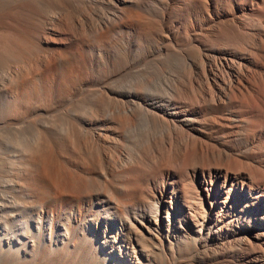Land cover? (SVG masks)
Returning <instances> with one entry per match:
<instances>
[{
    "label": "bare ground",
    "instance_id": "obj_1",
    "mask_svg": "<svg viewBox=\"0 0 264 264\" xmlns=\"http://www.w3.org/2000/svg\"><path fill=\"white\" fill-rule=\"evenodd\" d=\"M32 1L44 4L48 0ZM134 1L138 7H141L142 4L138 5L141 0ZM69 2L66 1V3ZM96 2L99 5H109L107 14L95 13L97 21H94L91 29H94L96 34L102 36L108 27L113 28L112 30L116 28L129 29V23L135 18L130 21L134 15H129L132 13L131 10L130 12L125 10L129 6L124 7L126 0H87L86 3L90 4L86 6L82 3L84 10L77 19L73 20L77 26L79 24L88 25L90 16L86 10H89L88 7L92 8ZM55 8L56 11H53L56 14L52 11L53 15H48L45 19L43 18L44 21L39 23L43 25L42 27L45 26V34L33 33L30 36L36 43L46 39V32L55 30L52 23H55L63 13L61 8L59 10L58 5ZM255 8L264 20V0H251L249 4L242 5L238 10L252 12ZM139 9L141 10V8ZM145 9L147 10L146 7ZM167 9V6L164 7L160 14L166 30V38L176 44L179 50H182V55L190 61V77L186 80L169 78L163 83H151L145 88V91H141L139 85L131 79L128 82H123L119 89L108 86L111 81H123L126 76L131 75L130 71L133 64L129 62V58L133 54L131 47L133 41L128 34V37L124 39L126 43L123 53L124 59L120 56H116V59L114 54L109 53L106 63L107 70L98 74L97 77L91 76L81 89V94L87 99L91 97L92 92H94L93 89H96L110 98L113 96L121 104H115L109 112L110 108L108 110L106 106L103 107L101 103L95 102L92 104L94 113L86 112L74 120L76 124L85 128L84 130L89 136L87 143L79 141L77 136L79 134L75 128L71 132L78 142L74 144L79 148L78 153L81 155L73 167L85 172L84 156L88 154L89 150L97 149L101 164L103 163L105 166V172L101 175L102 183L118 194V205L120 204L127 212L130 209L127 204L129 202L125 201L126 197L131 195L132 198V194H143L144 190L141 187L136 190L135 187L133 189L126 179L128 176L125 174L128 170L141 169L142 166L140 165L149 166L147 167L150 170L149 181L153 186L152 196L157 198L158 207L156 216L154 215L155 218L147 213H144L142 218L147 221L153 219L154 222L159 221L158 218L160 221L164 219L169 229L167 233L158 236L147 229L149 234L155 237L151 244H147V241L145 243L127 241L123 232L117 233L115 237V229H111L112 231L107 232L105 236L99 237V234L95 233L92 238H84L79 234L81 231L79 223L77 226L70 225L69 228L65 226V215L59 216V221L54 223L52 232H48L43 221L28 225L27 222H22V216L19 213L17 217H14L15 215L12 214V210L7 204L10 199L8 200V195L3 193L4 205L0 202V212H4V236L0 239L1 243L4 244L5 252H12L17 249L20 255L28 258L40 252L41 242H43L44 245L51 246L52 254L55 258H61L63 264H162L163 257L168 258L169 264H264V24L259 25L260 20L254 19L252 22L250 21L251 23L239 25L242 21L240 18H229V15H222L221 13L218 18L222 17L223 21L220 22L221 26L218 33H221L228 44L219 47L208 45L200 39L201 32L209 31L210 25L198 24L192 20L188 22L172 20L166 14ZM13 10L18 11L19 8L14 6ZM140 10L134 11L139 12ZM22 12L25 13V11ZM66 12L65 15H67ZM179 36L181 39L178 40ZM12 42L9 43L12 44ZM9 43L8 45H10ZM187 44H193L199 48L201 52V54L199 53L201 55L200 62L183 53L182 48ZM16 45L18 46V43ZM6 48L8 49V47ZM165 50L170 52L168 48ZM5 52L9 53V51ZM11 52L12 50L9 54ZM39 65L41 67L44 64ZM7 69L10 70V68ZM32 71L34 72V70ZM32 76L33 74L31 75L30 72L23 74V81H20L22 90L26 83L29 84L28 82L33 81ZM19 87L14 85L13 88L17 90ZM25 91L24 89L22 93H27ZM19 97L17 102L24 98L22 95ZM32 97L34 100H38L39 92L34 91ZM96 98L100 99V96ZM87 99L86 102H88ZM108 100L110 99L108 98ZM37 107L39 106H36L37 110L41 109V107ZM107 112L111 117L108 115V119H101V116ZM140 117L147 123L154 125L158 123L164 127L159 129L161 131L160 140L158 137L151 138L148 142L149 145H147L149 148L137 150L135 145L144 133L139 132L136 135V132L141 131V128L139 130L133 128V133H136L133 135L132 129L127 128L135 120L141 119ZM67 121L69 122V120ZM155 132L157 133V131ZM146 135L148 136V133ZM159 142H162V147L168 148L173 153L172 157L164 155ZM27 148L30 149L28 145ZM112 150L117 151L116 155L111 154ZM20 152L18 150V153ZM204 160L207 161L208 167L202 166ZM115 172L119 174L121 177L119 180L122 181H118L120 183L117 184V186L120 185L118 188L108 179ZM190 177L194 182V189L189 186ZM8 185L16 196H20L18 188L20 184L17 186L11 182ZM188 186L190 190L192 187L191 191H188ZM102 198L103 196H100L96 204L103 209L105 205L107 207L108 205L101 201ZM187 199H190L191 202H189L190 200L187 202ZM171 204L183 213V224L177 218H170L168 208ZM137 205L141 208L145 207L144 202L141 203V201ZM32 213H38L45 217L47 215V212L39 207H35ZM11 221L13 226L9 227L12 229L9 231L7 224ZM128 221L137 233H141L146 227L145 222L140 219ZM131 226L129 225L128 228ZM100 229L102 231L103 227ZM15 230L18 231L17 234L10 236ZM27 230L32 231L33 235ZM53 233L57 238L54 237Z\"/></svg>",
    "mask_w": 264,
    "mask_h": 264
},
{
    "label": "rangeland",
    "instance_id": "obj_2",
    "mask_svg": "<svg viewBox=\"0 0 264 264\" xmlns=\"http://www.w3.org/2000/svg\"><path fill=\"white\" fill-rule=\"evenodd\" d=\"M20 1H22L23 4ZM66 1L67 0H48L45 1V3H47L45 5V3L40 4L32 0H0V6H2L0 7V40L2 41H0V192L2 193H0V202L4 205L3 193L6 196L8 195L7 199H10V201L7 202V204L11 208L12 214L15 215L14 217H17L20 214L22 216V222H27L28 225L43 221L48 232H52L53 226L59 221V216L65 215V226L69 228L70 225L77 226L79 223V226H81L79 234L84 238H92L95 233H98L99 237L103 235L105 236L107 232L109 233L112 231L111 229H115V237L117 236V233L123 232L126 235L125 237L127 241H139L141 243L147 241V244H151L154 242L155 237L149 234L147 229H150L152 233L158 236L164 235L169 229L166 226L164 219L160 221L158 218L159 221L154 222L153 219L147 221L142 218L144 213L155 218L157 212L156 209L158 207L157 198L152 196L153 186L149 181L150 177L148 175L150 174V170L148 165H140L142 166L141 169H136L135 171L128 170L129 172L127 171L125 174L128 176L126 179L133 189L134 187L135 190L141 187L145 192H143V194L138 193L139 195L132 194V198L130 197L131 195L126 197L125 201L129 202L127 203L130 209L129 212L124 210L120 204L121 207L118 205V194L102 183L103 178H101V175L105 172V166L103 163L101 164L97 149L89 150L88 154L84 156L85 172H82V169L73 167L75 162L79 161L81 155H79V148L76 145L78 142L74 139L71 132L75 128L79 134L77 135L79 141H82L83 143H87L89 137L84 130L85 128L76 124L74 120L81 117L86 112L94 113L95 111L92 109V104L95 102L101 103L103 107L106 106L108 110L110 108L109 112L113 109L115 104H121V102L118 103V100L113 98V96H111V99L109 96L96 89H93V96L91 95V97L87 99V97L81 94V89L91 76L94 75L97 77L98 74H102L107 70L106 63L108 60L107 55H109V53L114 54L116 59V56H120V58L123 57L124 59L123 53L126 47L124 39L128 37V34H130L131 40L133 41V43H131L133 54L129 58V62L133 64L130 71L131 75L126 76L123 81H111L108 86L119 89L123 82H128L131 79L139 85L141 91H145V88L151 83H163L169 78L175 80L188 79L191 70L190 61L182 55V50H179L176 44L168 41L166 38V30L160 17L161 12H163L164 7L166 6L168 8L166 14H168L172 20L185 22L192 20L193 22H198V24L210 25V32H201L202 36L200 39L208 45L219 47L228 44L226 39L221 36V33H218L219 27L221 26L220 22L223 21L222 17L218 18L221 13L222 15H229V18H240L242 21L239 25L242 23H251L254 19H259V25H262L264 24V20L261 18L260 13L256 8L252 12H242L238 10L242 5L249 4L251 0H141L140 4H138L139 6L142 4L141 7H138L134 0H126V5H124V7L129 5L132 8L130 9L128 6L125 10L127 12H130L131 10L132 13H129V15H134H130L132 16L130 21L135 18L129 23V29L121 30L116 28L112 30L113 28L111 29V27H108V31H104L106 33H102L101 36L96 34L95 30L91 28L93 23H95L94 21H97L96 14H107L109 11V5H99V3L96 2L94 4L96 7L94 5H92V8L88 7L89 10H86L87 12L85 11L86 13H89L90 16L87 23L88 25L84 26L83 24L82 26L79 24L77 26L73 20L77 19L79 14L84 10V5L82 3L86 4V6L90 3L87 4V0H68L70 1L69 3H66ZM39 5L40 7H38ZM57 5L59 6V10L60 8L62 9L63 13L58 17L59 19L55 21V23H52V27L55 30L46 32L47 40L45 39L39 42L40 44L36 43L30 36L33 33H37L38 35L45 34V26L42 27L43 25L39 23L44 21L48 15H53V13L56 14L53 10L56 11L55 7H57ZM14 6H17L19 10L14 11ZM93 7L95 8L93 9ZM148 7H152L155 11ZM139 8H141L142 11ZM137 9L142 13L140 11L135 12ZM151 9L152 11H150ZM145 10L149 12H146ZM22 11H25V13ZM52 11L53 13H51ZM65 12L67 15H65ZM179 39H181V36L178 37V40ZM13 40L15 42H12ZM8 41L12 42V44ZM8 43L10 45H8ZM17 43L18 46L16 45ZM6 47H8V49ZM166 48H168L170 52H167L165 50ZM182 49L184 51L183 53L188 57H191V59L194 58L199 62L201 61V52L196 45L187 44L186 46H183ZM11 50L12 52L9 54ZM5 51H9V53ZM39 62L44 65L40 67L39 64L41 63ZM10 65L12 66L10 67ZM7 68H10V70ZM32 70H34V72ZM29 72L31 75L33 74V81H30L28 82L29 84L26 83V85L23 86L26 90L25 92H27L23 94L22 91L24 89H21L23 74H28ZM3 73L8 76L6 77ZM174 73L178 74L175 75ZM14 85L20 87L16 90L13 88ZM34 91H38L40 94L38 100H34L32 97ZM21 95L24 98H21L22 101L19 100V102H17ZM97 96H100V99H98L99 97L96 98ZM108 98L110 100H108ZM86 99L88 102H86ZM36 106L41 107V109L37 110ZM109 112L101 116V119H108L110 116ZM64 117L67 118L65 119ZM67 120H69L70 123ZM161 127L163 129L164 126L158 123L155 125L147 123L141 118L138 121L135 120L127 129H132L131 133L133 135L136 133V135H138L139 132L144 133L141 135V138L143 139L140 138L141 141L139 139L135 145L137 150H141L145 147L149 148L147 146L149 145V139L151 140V138L156 137H158L159 140L161 139V137H159V134L161 133L159 129H161ZM62 128L64 129L62 130ZM133 128L137 130L141 128V131L134 134ZM143 128L145 131H148L146 132L148 133V136L145 131L142 130ZM155 131H157V133ZM161 143L162 142H159L160 147H162ZM27 145L30 149L27 148ZM18 150L21 152L18 153ZM114 151L112 150L111 154L116 155L117 151ZM162 152L166 156H173V153H171L168 148L162 147ZM68 156L69 158H67ZM202 166L208 167L207 161L204 160ZM120 178L119 174L115 172L110 175L108 179L116 187L117 184H120L119 182H122L119 180ZM190 178L189 182L191 184L189 183V186H192L194 189V182L192 178ZM10 181L17 186L20 184L18 186L20 196H16L8 187V183H11ZM118 187H120V185L116 188ZM192 187H190L191 190ZM191 190L189 189L188 191ZM98 191H100L99 193L102 192L100 195L103 196L101 201H104L108 207L105 205L102 209V207L99 208L97 206L96 201L100 197L99 193L96 194ZM111 192H113V194L110 195ZM14 198L18 199V202ZM134 198L137 200V203L140 201L141 203L144 202L145 207H139ZM189 200L190 199H187V202ZM189 202H191V200ZM35 207L45 210L47 212L46 217L38 213H32ZM168 213L170 218H177L182 224L184 223L183 213L174 205L171 204V206H169ZM135 219H140L145 222L146 227L141 233H137L136 229L133 228L130 221H128H133ZM97 223L99 224L97 225ZM3 224L4 212H0V238L4 236ZM129 225L131 228H128ZM12 226V221L7 224L8 228H11ZM101 227H103L104 231H101ZM11 230L12 229L9 231ZM17 232L18 231L16 230L13 231L10 236L16 235ZM30 232L31 235H33L32 231H29V233ZM53 235L57 238L54 233ZM41 244L40 252L26 258L25 256L20 255L17 249H14L12 252H5L4 244L1 243L0 239V264H63L61 258H55L52 254L50 245H44L43 242H41ZM162 261V264H169L167 257H163Z\"/></svg>",
    "mask_w": 264,
    "mask_h": 264
}]
</instances>
